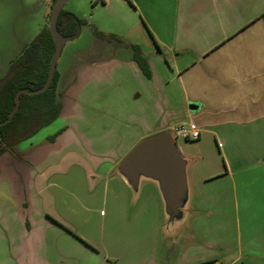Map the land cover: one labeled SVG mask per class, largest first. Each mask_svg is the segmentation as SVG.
<instances>
[{
  "label": "crops",
  "instance_id": "crops-1",
  "mask_svg": "<svg viewBox=\"0 0 264 264\" xmlns=\"http://www.w3.org/2000/svg\"><path fill=\"white\" fill-rule=\"evenodd\" d=\"M126 1L132 14L140 17L151 35L146 38L144 34V42L132 44L139 47L143 63L135 61L131 48L125 49L124 55L115 50L109 56L100 46L74 53L72 65H63L57 71V101L61 103L58 118L71 109L86 86H92L91 75L102 74L101 67L114 68L113 91L119 96L129 94L132 104L130 112L125 113L129 120L125 130L103 127L99 131L108 129L106 133L114 134L113 142H120L122 151L114 163H99L98 172L104 183L109 185L114 181L116 196H122L126 203L130 189L121 177V181L114 179L118 177L115 169L121 160L146 137L173 131L182 125L191 127L200 133L197 140L178 138L184 141V145L179 146L189 160V229L195 218L209 213L210 208H217V198L240 197L248 213L263 216L261 232L249 240L253 244L248 242L253 249L246 254L239 253L238 258L258 255L264 260L260 256L263 253L253 252L255 246L258 251L264 250V0ZM109 2L101 0L104 6ZM51 5L52 0H44L45 21ZM107 84V80L101 79L95 85L100 88L95 95L103 98L104 103ZM68 101L71 106L67 105ZM104 116L106 119L117 115L110 110L109 115ZM99 143L104 146L103 138ZM16 148L20 150V144ZM25 151L27 149L20 150ZM37 155L34 151L28 156L31 165L17 162L9 151L0 156L1 214L17 232L23 231V223L14 221L13 215L22 213V208L30 203L25 183L32 178ZM10 181L14 182V185L9 184L11 191L5 188ZM8 197H14L12 205L3 203ZM140 198L139 214L150 213L151 226L155 230L160 226V232L163 210L157 190L145 185L135 208ZM198 220L195 229L199 233L201 221ZM184 238L180 234V238L168 246L159 239L158 255L166 252L168 260L175 261L179 243ZM205 244L209 249L213 245L208 239ZM196 260L199 264H223L209 253Z\"/></svg>",
  "mask_w": 264,
  "mask_h": 264
},
{
  "label": "rangeland",
  "instance_id": "rangeland-1",
  "mask_svg": "<svg viewBox=\"0 0 264 264\" xmlns=\"http://www.w3.org/2000/svg\"><path fill=\"white\" fill-rule=\"evenodd\" d=\"M51 9L45 21L44 0H0V81L5 78L10 63L48 26ZM63 9L84 25L76 38L65 44L57 71L63 65H72L74 53L100 46L109 56L115 50L123 54L133 43L151 38L126 0H110L106 6L101 0H67ZM99 71L103 73L90 76L94 83L77 96L71 109L20 143V150L27 151L22 153L16 148L15 155L10 152L17 162L31 165L28 156L35 151L38 163L32 178L25 183L30 199L29 205L23 207L27 211L22 208V213L13 215L14 221L23 223V231L17 232L8 226L0 209V264H199L194 259L208 253L223 264L233 260L236 261L233 264H264L258 255L238 258L239 253L246 254L253 249L248 242L253 244L249 240L261 232L263 216L248 213L240 197L217 198V208H210L209 213L195 218L190 229L187 220L186 225L176 230L161 227L159 232L160 226L158 230L151 226L150 213L139 214L141 198L135 208L130 190L129 201L125 203L122 196H116L114 181L109 185L104 183L98 172L99 163H114L122 151L120 142H113L114 134L106 133L108 129L99 131L103 127L125 130L126 121L129 122L125 113L130 112L132 103L129 94L114 93V68L101 67ZM101 79L109 83L105 103L95 95ZM67 105L71 106V101ZM110 110L117 116L104 119ZM102 138L104 146L99 143ZM177 142L184 145L181 139ZM116 175L119 178L115 177V181H121ZM10 183L14 185L10 181L5 188L11 191ZM21 192L23 194V189ZM14 200L8 197L3 203L12 205ZM10 216L9 219H13ZM197 219L201 221L198 224L200 235L195 229ZM180 234L185 238L179 243L177 260L169 261L166 252L158 255L159 239L168 246L179 239ZM206 239L212 241L211 249L205 244ZM253 252L264 254L257 246Z\"/></svg>",
  "mask_w": 264,
  "mask_h": 264
},
{
  "label": "water",
  "instance_id": "water-1",
  "mask_svg": "<svg viewBox=\"0 0 264 264\" xmlns=\"http://www.w3.org/2000/svg\"><path fill=\"white\" fill-rule=\"evenodd\" d=\"M66 2L67 0H55L50 12L48 28L55 48L44 85L37 90L17 91L15 107L8 119L0 125L9 122L18 110L20 95H36L50 86L62 48L67 41L71 40L57 30L58 17ZM188 164L189 160L183 154L174 132L163 131L142 139L117 165L115 174H118L129 187L134 204L139 199L145 185L154 186L162 203V229L176 230L189 220Z\"/></svg>",
  "mask_w": 264,
  "mask_h": 264
},
{
  "label": "trees",
  "instance_id": "trees-1",
  "mask_svg": "<svg viewBox=\"0 0 264 264\" xmlns=\"http://www.w3.org/2000/svg\"><path fill=\"white\" fill-rule=\"evenodd\" d=\"M82 25L84 23L81 20L64 9L61 10L57 30L64 37L73 39ZM54 48V41L46 25L10 63L5 78L0 81V123L5 122L14 109L17 91L37 90L44 85ZM130 48L135 61L142 64L139 47L131 45ZM58 77L55 70L54 78L47 90L36 95H20L18 110L9 122L0 125V156L7 151L15 155L17 145L58 118L61 111V103L57 101Z\"/></svg>",
  "mask_w": 264,
  "mask_h": 264
},
{
  "label": "built area",
  "instance_id": "built-area-1",
  "mask_svg": "<svg viewBox=\"0 0 264 264\" xmlns=\"http://www.w3.org/2000/svg\"><path fill=\"white\" fill-rule=\"evenodd\" d=\"M172 132H174L177 139L197 140L200 136L199 131L192 129L191 127H186L185 125L175 128Z\"/></svg>",
  "mask_w": 264,
  "mask_h": 264
}]
</instances>
